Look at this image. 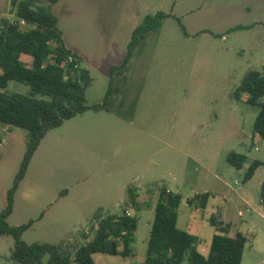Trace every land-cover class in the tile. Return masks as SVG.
Segmentation results:
<instances>
[{
	"label": "rangeland",
	"instance_id": "obj_1",
	"mask_svg": "<svg viewBox=\"0 0 264 264\" xmlns=\"http://www.w3.org/2000/svg\"><path fill=\"white\" fill-rule=\"evenodd\" d=\"M12 11L11 0H0V20H13ZM53 11L65 44L90 70L88 104L103 102L110 67L124 60L143 18L170 15L134 47L113 111L88 110L43 138L8 223L32 221L23 234L27 242L72 250L95 216L135 215L133 253L93 258L136 264L146 258L166 187L183 196L178 227L197 237L202 254H209L217 228L229 224L248 239L241 264H264V138L253 133L258 107L236 96L247 71L264 67V0H59ZM7 90L28 94L30 87L12 80ZM27 140V130L0 121V212ZM231 152L263 164L245 180L249 162L237 168L228 160ZM205 192L204 201L195 198ZM13 245L12 235H0V264H13Z\"/></svg>",
	"mask_w": 264,
	"mask_h": 264
},
{
	"label": "trees",
	"instance_id": "obj_2",
	"mask_svg": "<svg viewBox=\"0 0 264 264\" xmlns=\"http://www.w3.org/2000/svg\"><path fill=\"white\" fill-rule=\"evenodd\" d=\"M58 1L11 0L14 19L0 20V121L28 131L20 169L7 192V204L0 212V235L14 237L10 253L13 264H97L93 258L96 253L128 257L133 253L138 228V218L128 213L95 216V224L89 234L83 235L82 244L71 250L58 242H27L23 234L32 221L21 225H10L7 221L14 210L19 184L43 138L65 120L88 110L113 111L115 93L121 88L119 81L123 79L125 83L128 79L134 47L150 31L159 30L170 15L158 11L143 18L133 31L124 60L110 67V81L103 102L88 104L86 89L91 83L90 70L81 65L80 55L62 38L60 21L53 11ZM23 56L30 57L31 62ZM12 80L29 85L30 92H9L7 87ZM236 96L258 107L253 133L254 137L264 138V67L247 71ZM228 160L239 169L249 162L245 180L251 179L263 164L261 160H249L246 154L237 152H231ZM208 196L205 192L195 198L204 201ZM192 200L188 199L187 203L192 204ZM261 200L264 203V182ZM132 201L138 202L135 196ZM182 202L180 193L166 187L160 189L147 255L144 261L136 264H241L247 236L240 230L232 231L229 224L219 226L212 237L209 254H202L197 249V237L178 227V208Z\"/></svg>",
	"mask_w": 264,
	"mask_h": 264
},
{
	"label": "crops",
	"instance_id": "obj_3",
	"mask_svg": "<svg viewBox=\"0 0 264 264\" xmlns=\"http://www.w3.org/2000/svg\"><path fill=\"white\" fill-rule=\"evenodd\" d=\"M23 58H24L25 60L31 62V58H30V57H28V56H23ZM38 148H39V147H38Z\"/></svg>",
	"mask_w": 264,
	"mask_h": 264
},
{
	"label": "built area",
	"instance_id": "obj_4",
	"mask_svg": "<svg viewBox=\"0 0 264 264\" xmlns=\"http://www.w3.org/2000/svg\"><path fill=\"white\" fill-rule=\"evenodd\" d=\"M22 24H25V21L22 20ZM72 59V58H71Z\"/></svg>",
	"mask_w": 264,
	"mask_h": 264
}]
</instances>
